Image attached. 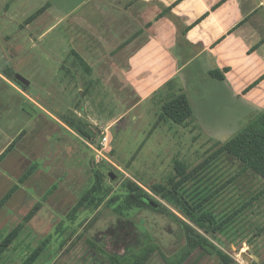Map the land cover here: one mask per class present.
<instances>
[{"label": "rangeland", "instance_id": "obj_1", "mask_svg": "<svg viewBox=\"0 0 264 264\" xmlns=\"http://www.w3.org/2000/svg\"><path fill=\"white\" fill-rule=\"evenodd\" d=\"M46 3L50 4L53 19L38 27L34 43L39 48L34 45L29 53L40 59L46 56L44 50L58 49L54 55L62 59L61 47L66 50L70 45L66 38L69 27L66 18L80 16L86 24L92 3L91 0H37L29 14ZM24 15L27 18V7ZM63 18V24L58 23ZM10 34L9 44L0 38V48L14 46V50H23L25 66L13 69L15 63H10L9 68L13 76L20 74L31 82L28 93L43 109L26 103L27 111L35 115L31 117L26 111L23 117L19 100L7 102L0 96V156L17 140L13 150L0 162V246L9 233L22 226L0 264H22L29 254L47 242V237L56 235L61 222L67 228L65 238L70 240L61 247L63 240L53 237L35 264H113L111 256H129L128 249L134 252L129 259L121 260V264H133L139 258L142 264H168L163 257H176L186 245L184 231L176 221L149 209L126 220L106 203L94 210L85 198L94 184L96 170L113 192H118L127 179L148 190V185L173 180L177 162L185 164V174L189 176L179 190L200 212L214 214L221 229L214 235H206L175 203L151 194L155 202L230 256L235 264H264V179L245 171L233 157L219 153L221 145L252 119L253 109L248 102L232 97L217 80L197 77L192 87L199 90L191 100L195 112L193 121L185 125L170 122L161 131L148 133L147 126L134 125L137 110L130 111L110 131L112 144L104 154L109 161L99 162L91 145L101 147L103 130L99 129L93 140L86 141L65 123L77 124L89 114L100 117L99 113L115 119L128 111L124 108L126 103L109 93L100 96L102 104L95 101L92 108L91 101L87 104L86 94L76 97L71 86H68L71 93L68 97L58 98L54 93L56 80L50 71L56 61L44 60L47 68L33 63L30 69L35 68L27 71V50L31 46L27 43V31L17 27ZM3 55L0 49V71L5 74ZM63 56L65 67L71 61L79 62L69 53ZM19 61L17 55L15 62ZM11 82L27 94V88L13 79ZM45 90L52 94L44 101ZM155 98L157 101L158 97ZM146 105L153 107L155 101ZM143 113L151 121L156 120L150 108ZM175 179L177 183L179 180ZM37 203L42 204L39 212L30 222H25L26 215ZM78 204L82 205L78 219L70 223L66 218ZM148 235L152 240H146ZM243 254L252 262L248 263ZM183 264L224 263L217 253L197 250Z\"/></svg>", "mask_w": 264, "mask_h": 264}, {"label": "crops", "instance_id": "obj_2", "mask_svg": "<svg viewBox=\"0 0 264 264\" xmlns=\"http://www.w3.org/2000/svg\"><path fill=\"white\" fill-rule=\"evenodd\" d=\"M36 1L0 0V38L9 44L10 31L17 27L27 31V43L31 45L27 50V71L35 68L30 69L33 63L47 68L44 60L57 63L61 59L54 55L58 49L48 51L40 47L46 55L40 59L29 53L34 45L39 48L34 43L38 27L53 19L48 3L29 14ZM91 3L86 24L80 16L66 18L69 24L66 38L70 45L66 50L61 47V62L50 67V71L56 80L54 93L58 98L68 97L71 86L76 97L86 94L87 104L91 101L92 108L95 101L102 104L100 96L109 93L126 103L124 108L128 111L115 119L99 112L100 117L96 114L83 117L103 130L108 149L113 140L110 131L123 122L124 115L137 110L134 125L147 126L148 133L159 132L172 122L160 119L164 105L185 94L193 107V95L199 93L192 88L194 80L197 77L216 80L211 76L214 71L224 75L223 81H217L232 97L242 98L251 105V118L264 111V0H91ZM25 7L27 18H24ZM19 20L24 22L20 24ZM55 47L58 48V43ZM0 49L6 63L2 70H11L10 63H15L13 69L25 66L22 49L14 50V46ZM66 53L78 60L76 54L79 55L85 65L79 60L65 67ZM29 88L27 94L19 90L0 71V96L7 102L19 100L23 117L26 103L43 109L28 93ZM43 94L45 101L52 93L45 90ZM149 101H155V106L148 107ZM149 108L156 120L145 117L143 111Z\"/></svg>", "mask_w": 264, "mask_h": 264}, {"label": "trees", "instance_id": "obj_3", "mask_svg": "<svg viewBox=\"0 0 264 264\" xmlns=\"http://www.w3.org/2000/svg\"><path fill=\"white\" fill-rule=\"evenodd\" d=\"M76 57H78L83 65H85L79 55L76 54ZM4 75L13 79L14 82L25 89L27 88L15 79V75H12L11 70L6 71ZM211 76L219 81L224 80V75L219 71L211 72ZM26 108L27 105H24L23 109L25 112L27 111ZM27 112L31 117H34L35 113L33 111L32 113L31 111ZM160 119H169L177 125L193 121L195 119V113L188 97L185 94H181L170 102H167L163 107V113ZM65 124L86 141L93 140L95 135L100 133L99 130L92 126L85 118H81L77 124L67 121ZM16 143L17 140L13 141L9 148L3 152L0 156V162L5 159L6 155L11 150H13ZM219 153L227 154L233 157L241 163L245 171H252L264 179V111L259 112L239 133H237L228 142L222 144L219 148ZM185 171V164L177 162L175 167V176L170 182H160L148 185V191L136 182L127 179L117 190L118 192H113L112 188L105 186L104 177L101 172L96 170L94 184L85 199H89V204L94 206V210L100 208L104 203H106L107 207L112 209L117 216L123 217L126 220H129L139 211L149 209L176 221L184 231L186 245L184 246L182 252L176 257H163L168 264H183L184 261L197 250H201L208 254L217 253L224 264H235V260L224 252L217 250L215 246H213L204 236L177 218V216H175L167 208H164L161 204L155 202L152 197L151 194L162 196L168 201L175 203L181 208L184 215L194 222L202 232L206 235L216 234L221 229V224L214 214L210 212H200L179 190V187L183 185L189 177L188 174H185ZM175 178H178L179 180L177 183H175V181H177ZM108 198H110L109 201ZM150 202L154 203L155 206H152ZM41 206V203H37L26 215L25 222H30L37 215ZM81 206V204L74 206L68 214L66 219L70 223H73L78 219ZM21 227L14 229L2 242L0 246V259L9 249L12 242L17 240ZM66 229L67 228L64 227V223L61 222L56 230V235L47 237L45 239L47 242L43 243L39 248L29 254L22 264H35L39 256L47 249L48 243H50V240H53V237L63 240L61 243V247H63L66 244V240H70V237L65 238V234L67 232ZM145 233L146 231L143 232V234ZM151 238L152 237L148 235L146 240H152ZM133 252V249H128L129 256L124 258L120 256H111V260L113 264H121V260L129 259ZM142 263V258H139L138 260H135L133 264Z\"/></svg>", "mask_w": 264, "mask_h": 264}, {"label": "built area", "instance_id": "obj_4", "mask_svg": "<svg viewBox=\"0 0 264 264\" xmlns=\"http://www.w3.org/2000/svg\"><path fill=\"white\" fill-rule=\"evenodd\" d=\"M100 148L98 146H91L92 149L94 150V153L98 159V161H102L104 159L108 160L106 156L104 155L105 152H108V138L104 137L102 141L100 142ZM109 161V160H108Z\"/></svg>", "mask_w": 264, "mask_h": 264}, {"label": "water", "instance_id": "obj_5", "mask_svg": "<svg viewBox=\"0 0 264 264\" xmlns=\"http://www.w3.org/2000/svg\"><path fill=\"white\" fill-rule=\"evenodd\" d=\"M15 79H16L20 84H22V85L25 86V87L30 86V81H29L28 79L24 78V77H23L22 75H20V74H16V75H15ZM110 176L112 177V179H114V177H115V175H114L113 173H111ZM150 204H151L152 206H155L154 203H152V202H150ZM242 256H243V258H244L248 263H251V262H252V259H251L249 256H247V255H245V254H243Z\"/></svg>", "mask_w": 264, "mask_h": 264}]
</instances>
